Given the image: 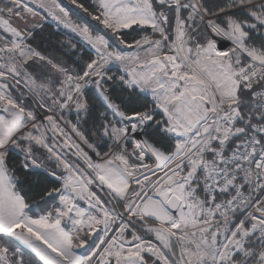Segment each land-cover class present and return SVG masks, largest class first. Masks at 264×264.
<instances>
[{"label": "snow or ice", "instance_id": "6c2138e0", "mask_svg": "<svg viewBox=\"0 0 264 264\" xmlns=\"http://www.w3.org/2000/svg\"><path fill=\"white\" fill-rule=\"evenodd\" d=\"M69 3L97 26L0 6V264H264V0ZM37 9L92 55L39 50Z\"/></svg>", "mask_w": 264, "mask_h": 264}, {"label": "trees", "instance_id": "16d2710c", "mask_svg": "<svg viewBox=\"0 0 264 264\" xmlns=\"http://www.w3.org/2000/svg\"><path fill=\"white\" fill-rule=\"evenodd\" d=\"M82 2L85 4V6L91 5L90 0H82ZM2 4H5V3H2ZM73 19L78 20L79 22H83V21H80V19L76 17H73ZM50 22L53 23V21H50ZM43 24H44V28H36L33 30L34 35H35V43L40 46L39 50L45 51L46 54H51L54 57L62 58L66 63L70 65L72 64L73 61H76V59H78L77 61L78 63H83L91 56L90 52L86 50L84 47L80 48L78 45L79 52L76 53L69 48L68 42L66 44L63 43L64 36H63V32L61 33V30L65 31V29H62V27L58 28L54 24H51V23H43ZM137 34H138L137 31H134V30L126 31L124 32V39H126L127 42L132 43L136 39ZM73 43H76V41ZM65 52L69 54L64 55ZM111 74L118 75L120 73L118 70L112 69ZM89 99H90L91 104L94 106L96 114H98L99 111L104 110L102 101L98 99L92 91H89ZM24 103L26 105L29 104L26 101H24ZM71 119H73L75 122V119L73 117ZM83 128L85 129L86 132H88V130L91 128V122L89 124H84ZM89 139L91 142L96 141V137L91 136L90 133H89ZM107 150L108 149L104 143L98 144L97 151L100 152L101 155H103V153L106 152ZM92 154L96 155V153L93 151H92ZM91 158L94 160L95 157H91ZM70 159L72 158L70 157ZM16 163H19L18 159H16Z\"/></svg>", "mask_w": 264, "mask_h": 264}, {"label": "rangeland", "instance_id": "374dc122", "mask_svg": "<svg viewBox=\"0 0 264 264\" xmlns=\"http://www.w3.org/2000/svg\"><path fill=\"white\" fill-rule=\"evenodd\" d=\"M6 2H7V0H0V6H3L4 4H2V3H6ZM25 2L28 3L29 0H25ZM59 2L62 5H64L66 8L71 9V12L73 14V17H76L78 19L83 18L82 20L80 19V21L86 20L90 25H92L94 27L97 26L96 25V22L95 21H92L90 17H87L86 14L80 12L79 9H75V7L69 3V0H59ZM90 3L92 4V0H90ZM31 6L35 7V5H31ZM37 10L41 12V15H43V16L46 17V19L43 20V21H40V23H51V24H54V22L53 23L50 22V21H52L51 18L50 17H47V14L45 12H43V10H39V9H37ZM37 19L39 20V17ZM60 27H62V26H60ZM99 27H102V26H99ZM62 29H64V28L62 27ZM131 30H133V29L123 30V32L131 31ZM134 31H137V33H138L136 39H140L142 37V35L145 34V32H150V29L141 30V29L136 28ZM62 32H63V36H64L63 37V43L64 44H66L67 42H69V40H71L72 42H75V41L77 42L79 40V37H76L75 34L71 33L68 29H65V31L64 30H61V33ZM84 48L86 50H88L90 52V54L92 55V50L90 48H88L87 46H85ZM117 48H118V50H121V51L126 52V53L133 51V49H131V48H125L123 45H117ZM68 54L69 53H67V52L64 53V55H68ZM59 59L63 60L62 58H59ZM76 61H78V59H76ZM112 69L118 70L116 67H113ZM72 117L75 119V113H72L71 114L70 118H72ZM73 122H74V120H73ZM84 147H85V151H87L88 154L91 157H95L94 160L92 159L94 162H97V163H102L103 162L102 159H101V156H97L95 154H92L91 149H88L86 146H84Z\"/></svg>", "mask_w": 264, "mask_h": 264}, {"label": "water", "instance_id": "95a60500", "mask_svg": "<svg viewBox=\"0 0 264 264\" xmlns=\"http://www.w3.org/2000/svg\"><path fill=\"white\" fill-rule=\"evenodd\" d=\"M16 95H18V94H16ZM24 101L30 103V99L29 98H26ZM70 157L75 161L76 157H74V156H70Z\"/></svg>", "mask_w": 264, "mask_h": 264}]
</instances>
